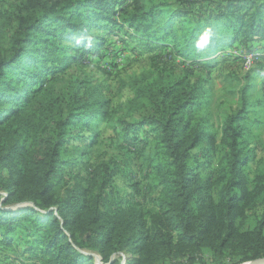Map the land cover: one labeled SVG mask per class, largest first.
Returning a JSON list of instances; mask_svg holds the SVG:
<instances>
[{
	"label": "trees",
	"instance_id": "16d2710c",
	"mask_svg": "<svg viewBox=\"0 0 264 264\" xmlns=\"http://www.w3.org/2000/svg\"><path fill=\"white\" fill-rule=\"evenodd\" d=\"M244 1L227 0L210 12L161 0H19L0 39L4 245L20 242L25 248L15 247L18 256L32 254L44 264H93L92 254L104 264H119V254H126L125 264L172 256L205 264L203 250L238 264L264 258V217L245 231L239 226L257 206L264 209V168L251 173L249 167L264 127L257 115L264 93L252 97L258 87L249 80L261 73L246 76L238 110L218 116L217 125L208 79L194 74L214 66L241 37L264 41V2ZM115 29L124 31L132 50L168 52L190 63L181 76L157 69L152 79L133 82L124 114L88 78L75 77L60 91L56 86L69 70L102 59ZM206 30L212 38L198 50ZM99 121L148 155L159 187L152 210L135 197L106 194L109 166L61 186L66 168L96 144ZM69 151L78 156L70 162L64 160Z\"/></svg>",
	"mask_w": 264,
	"mask_h": 264
},
{
	"label": "rangeland",
	"instance_id": "374dc122",
	"mask_svg": "<svg viewBox=\"0 0 264 264\" xmlns=\"http://www.w3.org/2000/svg\"><path fill=\"white\" fill-rule=\"evenodd\" d=\"M167 4H171L177 8H201L208 11H214L216 5H223L227 0H161ZM243 1L244 0H239ZM264 2V0H257ZM238 4L242 5L241 2ZM19 0H0V39L4 41L6 38L3 34L12 26V14L18 13ZM117 29H115L116 31ZM118 35H111L107 39V46L103 51L102 59H94L90 64H85L78 69H71L66 74L63 82L56 84L57 91L64 88L65 85H70L75 77H84L92 81V84H97L102 87L103 96L111 100V105L114 110H121L125 113V102L132 98L130 86L135 81H140L143 78L152 79L157 74V69L164 70L166 74L181 76L188 70L187 63H183L181 59L172 53L165 52H147L144 50H132L123 41L124 31H116ZM263 44H260V43ZM264 41L253 40L247 41L241 37L234 43L233 46L226 48L223 55L215 59L216 64L212 67H197L194 74L208 79L206 84L208 98L210 101V110H213L215 124L217 125V117L224 113H229L238 110L239 99L242 90L245 86L246 76L249 78L255 76L253 74L261 73L250 79L258 89L252 92V97H260L262 88H264ZM212 46L209 50L213 49ZM250 50V51H248ZM167 53V54H166ZM213 56L209 57L212 58ZM261 88V89H260ZM264 109V108H263ZM258 110V116L262 124H264V110ZM118 117V116H116ZM130 121V118L128 119ZM99 129V138L96 144L92 147L89 154L78 161L74 166H68L66 176L62 180L61 186L66 188L73 185L75 182H82L91 178L93 170L101 172L103 167L109 166L113 173L112 182L109 184V190L106 192L109 197H116L129 200L128 198L135 197L142 207L147 210H152V200L157 197L159 187L154 178L150 167L148 155L143 154L138 147L133 148L126 139L118 132H115L109 123L105 124L102 121L97 123ZM264 126V125H263ZM89 132L85 131L84 135ZM257 134L262 138L257 144L256 155L249 162L251 173L258 167L264 168V127ZM74 156V157H73ZM78 157L77 155L67 152L64 160H72ZM69 165L71 163H68ZM133 186L137 187L138 193ZM1 193V192H0ZM264 217V209L262 205L257 206L247 217L241 222L240 229L245 231L254 226L255 222ZM0 237V264H44L43 260L38 257H33L32 254L18 256L15 247L22 250V243L4 245ZM123 257L126 254L115 256L119 264L122 263ZM200 262L205 264H238L231 256L217 259L213 252L203 250L200 254ZM250 262V261H248ZM246 262V263H248ZM187 264L186 257H170L158 264ZM245 264V263H242Z\"/></svg>",
	"mask_w": 264,
	"mask_h": 264
},
{
	"label": "clouds",
	"instance_id": "9594fccd",
	"mask_svg": "<svg viewBox=\"0 0 264 264\" xmlns=\"http://www.w3.org/2000/svg\"><path fill=\"white\" fill-rule=\"evenodd\" d=\"M212 38V33L210 31H205L197 41L195 47L199 50L202 49Z\"/></svg>",
	"mask_w": 264,
	"mask_h": 264
},
{
	"label": "water",
	"instance_id": "95a60500",
	"mask_svg": "<svg viewBox=\"0 0 264 264\" xmlns=\"http://www.w3.org/2000/svg\"><path fill=\"white\" fill-rule=\"evenodd\" d=\"M23 205H16V206H13L12 208H21ZM114 257H111L110 261L113 260ZM245 264H264V258H260V259H256V260H253V261H250L248 263H245Z\"/></svg>",
	"mask_w": 264,
	"mask_h": 264
},
{
	"label": "built area",
	"instance_id": "2783aa9c",
	"mask_svg": "<svg viewBox=\"0 0 264 264\" xmlns=\"http://www.w3.org/2000/svg\"><path fill=\"white\" fill-rule=\"evenodd\" d=\"M92 256H93V264H104V263L102 262L101 257H100L99 255H97V254H92ZM126 259H127L126 257H123V259H122V263H121V264H125Z\"/></svg>",
	"mask_w": 264,
	"mask_h": 264
}]
</instances>
